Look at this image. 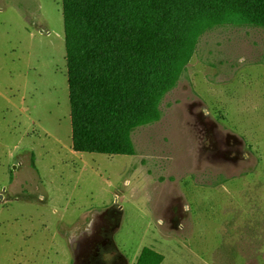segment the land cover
Segmentation results:
<instances>
[{"label":"rangeland","instance_id":"1","mask_svg":"<svg viewBox=\"0 0 264 264\" xmlns=\"http://www.w3.org/2000/svg\"><path fill=\"white\" fill-rule=\"evenodd\" d=\"M117 154L72 149L62 0H0V264H264V27L191 28ZM78 262V263H77Z\"/></svg>","mask_w":264,"mask_h":264},{"label":"trees","instance_id":"2","mask_svg":"<svg viewBox=\"0 0 264 264\" xmlns=\"http://www.w3.org/2000/svg\"><path fill=\"white\" fill-rule=\"evenodd\" d=\"M71 141L117 154L135 112L168 77L192 28L264 27V0H62ZM143 248L136 264H159Z\"/></svg>","mask_w":264,"mask_h":264},{"label":"flooded vegetation","instance_id":"3","mask_svg":"<svg viewBox=\"0 0 264 264\" xmlns=\"http://www.w3.org/2000/svg\"><path fill=\"white\" fill-rule=\"evenodd\" d=\"M112 225L106 219L102 234L93 235L88 240L89 248L78 264H128L126 258L117 250L111 234Z\"/></svg>","mask_w":264,"mask_h":264}]
</instances>
